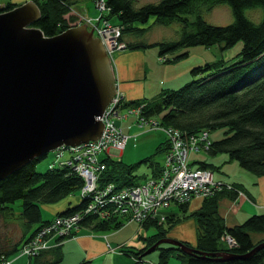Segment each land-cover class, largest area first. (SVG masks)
<instances>
[{"label":"trees","instance_id":"obj_1","mask_svg":"<svg viewBox=\"0 0 264 264\" xmlns=\"http://www.w3.org/2000/svg\"><path fill=\"white\" fill-rule=\"evenodd\" d=\"M33 1L40 14L31 25L39 27L45 35H52L72 24L64 17L72 0ZM2 2L7 9L16 4L9 0ZM135 2L136 0H104L107 10L101 15L110 23L118 25L117 39L122 41V49H137L147 45L136 37L125 38L124 33H133V35L141 33L147 27L142 23L150 16L153 17L151 22L168 24L170 21H176L180 27L177 38L153 42L159 49L158 56H163L162 59L176 60L186 51L175 53L169 59L164 57L163 52L195 43L211 45L215 42L221 47L220 49H223L239 40L241 47L237 50L238 57L231 61L222 62V59H217L212 63L192 65L189 68L191 77L187 81L171 88L160 87L154 100H148L143 96L129 100L121 97L120 107L142 102L139 114L145 118L152 117L160 125L170 126L183 134L196 133L201 129L208 132V129L219 128L221 132L216 138H209V132L207 133L210 143L206 147L200 146L197 150L189 152L203 150L211 155L224 152L226 160L234 159L239 167L248 172L264 174V0H152L139 4ZM220 2L228 4L232 14L230 21L221 25L209 23L199 13L200 6L210 9L212 5ZM253 6H259L262 14L258 20L252 21L243 13V9ZM189 13L194 17L189 18L187 16ZM109 16L117 20L111 21ZM152 129L163 132L160 128ZM166 145H168L167 138L164 137L154 146L151 153L143 155L132 163H124L121 158L109 157V155L99 157L103 167L98 171L96 182L101 185L110 181L117 187L133 185L145 175L142 172H133L138 161L151 165L149 173L154 176L161 166L160 162L152 159V156L155 152L163 154ZM42 156L31 158L16 170L0 178V216L7 222L16 221L19 226L17 233H13L14 237L6 236L3 245L0 244V264L7 263L14 254H19L20 245L30 239L35 230L44 223H50L55 216L78 212L75 224L66 234L51 235V237L45 235L50 246L31 252L30 255L20 253L32 257V262L35 264H60L59 243L62 239L72 236L79 226L92 230L104 231L110 228L114 230L125 221L134 220V218L128 219L126 212L116 211L103 218L92 212H84L83 207L88 202V197L78 196V189L83 181L81 176L66 163L52 162L46 164L43 169L36 170L35 164ZM188 163L195 168L211 169L210 166L213 165L199 158L191 162L188 158ZM222 181L224 182L220 183L221 185L211 187L208 193L201 196L199 205L188 212L187 200L190 197L181 201L171 200L178 208L164 213L163 220L154 218L137 220L139 225L145 227L151 224L154 231L146 236L139 235L144 242L136 249H131V253L128 249L121 248L122 252L134 257L130 264L140 263V259L145 255L143 254L145 247L147 248L158 237H167L166 232L176 221L188 217H193L196 240L193 244L182 241L199 251L211 253L227 250L231 253L243 254L253 247V244L263 241L264 213L248 214L241 222L231 226L223 222L222 216L217 211L218 200L222 196L234 197L239 192V184L230 180ZM71 195L75 201L72 202L68 198L67 203L51 213L50 217L41 216V205L59 202ZM15 200L19 201L16 212L13 211L12 205ZM222 232L233 237L234 243L231 246L220 240ZM253 234H262V236L254 239ZM53 238H55L54 243ZM154 248L158 250L154 264H165L166 257L170 253L178 257L180 260L178 264H264V244L244 258L222 259L212 255L199 256V253L195 252L189 254L166 242H159ZM48 253L53 257H46L37 263L38 256Z\"/></svg>","mask_w":264,"mask_h":264},{"label":"water","instance_id":"obj_2","mask_svg":"<svg viewBox=\"0 0 264 264\" xmlns=\"http://www.w3.org/2000/svg\"><path fill=\"white\" fill-rule=\"evenodd\" d=\"M4 5L0 1V178L49 149L97 139L99 117L116 85L103 41L86 23L45 35L31 25L40 14L33 0ZM159 242L221 259L244 258L264 244L260 240L243 254L208 253L162 236L143 254Z\"/></svg>","mask_w":264,"mask_h":264},{"label":"built area","instance_id":"obj_3","mask_svg":"<svg viewBox=\"0 0 264 264\" xmlns=\"http://www.w3.org/2000/svg\"><path fill=\"white\" fill-rule=\"evenodd\" d=\"M93 5L97 10L93 17L79 14L75 21L84 22L92 28V31L103 41L104 49L110 57L114 50L123 46L122 41L117 39L119 27L101 15L107 10L104 0H93ZM116 85L114 95L99 117L103 126L99 137L82 142L78 146L66 147L61 145L58 147L60 150L57 148L55 149L57 151L54 152L59 163L69 164L82 177L83 181L78 189V196L80 198L81 196L88 197V202L83 207L84 212H92L103 218L119 211L120 213L126 212L128 219L142 220L147 216L161 220L164 214L162 215L157 210L158 207L166 205L171 200L181 201L191 196H204L211 187H217L224 182L214 178L211 169L208 167L195 168L188 163L189 151H195L200 146L206 147L210 143L206 130L201 129L196 133L183 134L170 126L160 125L154 118H145L139 114L142 102L120 107L119 102L123 93L117 89ZM121 110L124 114L132 115L135 122L140 125L143 124L151 129L160 128L165 134L164 137L167 138L168 145L164 157L161 158V167L154 176H147L144 180L123 187L114 186L110 181L100 185L96 183L95 178L98 171L103 167V162L100 161L97 153L109 147L121 149L128 137L115 123L114 117L118 116ZM77 218L78 212L71 215L55 216L50 223H44L43 226L35 230L30 239L20 245L19 254L30 255L31 252L50 246L47 236L66 234L75 224ZM220 238L227 245L231 246L234 243L233 237L225 232L220 234ZM78 264L90 263L81 262Z\"/></svg>","mask_w":264,"mask_h":264},{"label":"rangeland","instance_id":"obj_4","mask_svg":"<svg viewBox=\"0 0 264 264\" xmlns=\"http://www.w3.org/2000/svg\"><path fill=\"white\" fill-rule=\"evenodd\" d=\"M145 1H152V0H136L135 4L143 3ZM200 7L201 8H199V13L209 23L211 22V23H216V24L221 25V23H226L230 21L231 19L232 14H230L227 3H222V2H220V4L216 3L215 5H212L210 9L203 8V6H200ZM80 13H76V16H78ZM243 13H245V15L248 18L252 19V21L258 20L262 14L261 8L259 6H253L252 8L245 7L243 9ZM81 15H84V14L81 13ZM187 16L189 18L194 17L192 13H189ZM65 18L67 19V22L69 23L75 22L73 21V19L71 20L69 17H65ZM109 19L114 22L117 20L113 16L112 17L109 16ZM152 19L153 17L150 16L149 19H147V21L142 23V25H145L147 27H145V30H143L141 33L136 34V35L134 34L135 36L133 35V33L132 34L124 33L125 38L136 37V39L142 40V42L147 43V45L143 47L144 56L142 60L145 61V65H146L145 71L147 72L143 76L144 89H143L142 96L148 100L150 99L154 100L157 98V94L159 93L160 87H170L171 88V87L180 85L184 81H187L191 77L189 74V70H190L189 68H191L192 65L202 64L203 62L212 63L213 61L217 59H222V62H228L238 57L237 50L239 49V47H241L239 40L235 41L229 47H225L223 49H220L221 47L218 46V44L215 42L211 43V45L210 44L200 45V43H195V44H190L186 46H181L180 48L176 47L173 50L164 51L163 52L164 57H167L169 59L172 55L178 52L180 53V51L182 50H185L186 53L180 56V58H177L176 60L169 61V60L162 59L163 56L162 57L158 56L159 49L157 45L153 42L158 41V40H168L169 41V39L177 38L178 29L180 27H178V24L176 21H170L167 24V23L151 22ZM121 49L122 48H120L119 50ZM116 51L117 50H115V52ZM110 62H111V54H110ZM139 62L140 61L136 63L137 67L139 66ZM140 79H142V76ZM124 98L127 99L126 97ZM130 116L129 118H131ZM117 117H119V115L114 118H117ZM132 118L134 119V117ZM134 123L136 126L135 128L139 129L142 132L141 133L139 132L138 134L134 133V135L131 134V136L128 137V139L126 138L127 140L125 141L123 149H115L117 151L121 150V154H119V157H121L120 160L123 161L124 163H130V162L132 163L133 161H136L139 158H142L143 155L151 153L153 151V147L150 144V140H152V137L156 135L157 131L161 132L158 129L151 130L150 128H148L147 126H144L143 124L140 125L137 122H135V119H134ZM208 132H209L208 133L209 138H214V137L216 138V136H218L221 131L219 128H215V129L213 128V129H208ZM59 146H57V148ZM57 148L55 147L53 149H49L47 152L43 154V156L35 164L36 170L43 169L46 164L49 165L52 162L57 163V164L59 163L58 160H56V157L54 155V152H56L57 150H60V148L58 149ZM55 149L57 150L55 151ZM103 151L98 153V155H100ZM164 152L163 154L162 152H155L152 156V159H154L156 162H161V158L164 157ZM197 152L199 153L195 155V158L204 159L205 161H208L211 164H213L210 167L213 171L214 176L220 177L221 179H224V180L227 179L228 171H231L232 167L237 166L238 164L234 159H230L228 162L222 161V159H226L225 157L226 153L224 152H219L214 155L205 153V151L203 150H200ZM195 153L192 152V155H194ZM188 156H190V152ZM112 157H114V155H112ZM195 158L193 159L190 158L189 162H191L192 160H196ZM150 168H151V165L147 164V162L138 161L135 164V168H133V172L135 173L142 172V174L145 173V175L142 178L144 180V178H146L147 176H150V173H149ZM95 179L96 181H98L97 175ZM142 179H140V181ZM18 203H19L18 200L17 201L15 200L12 203L14 207L13 209L14 212H16L15 211L16 208L17 209L19 208ZM47 206L48 204L46 205V207ZM158 208L159 209L157 210L161 212L163 215L164 213L166 214L167 211H171L170 208H172L174 211L178 207L175 206L174 202L169 201L166 203V205L160 206ZM186 210L187 212L189 211L188 209ZM40 214L42 217L43 216L50 217L51 213L49 214L48 210L45 209L43 205H41ZM163 217L161 218V220H163ZM145 219H149V217L145 216L144 220ZM142 220H139V221H142ZM136 221L137 220L125 221L124 223H122V225L119 226V228H116V230L114 229L115 231L112 228L106 229V232L112 231V230L114 231L111 234V237L110 238L108 237V240L111 243L115 244L120 240H123V239L125 240L126 238L127 240H125L124 242L125 244L122 246V248L128 249L129 252L131 249H134V248L136 249V246L140 245L141 244L140 242H142L138 239L139 235L146 236V234H149L152 231H154L153 230L154 227L151 224H148L145 227V226L139 225ZM17 225L18 224L16 221L9 220L7 222L5 219H3V217L0 216V244L3 245L4 238H6V236L14 237L13 235L17 233L18 231L19 226ZM194 228H195V225H194ZM195 229H194V232H195ZM107 247H108V250L110 251L114 249L112 246H107ZM65 251L68 253L69 257L73 258L75 256L74 253H72L71 247H67ZM157 253H158V250L156 248H153L149 252L145 253L144 258L142 257L141 259H145L146 261L151 262L150 264H154L156 263L155 259H156ZM112 256L116 264H129L130 262L129 253L125 254V252H121V250H119L118 247H116V250ZM170 260H175L177 261V263H179L180 261L178 260V257L175 256L173 253L172 254L170 253L167 255L165 264H169V262H171ZM81 262L84 263V262H89V261L84 259L78 263H81Z\"/></svg>","mask_w":264,"mask_h":264},{"label":"crops","instance_id":"obj_5","mask_svg":"<svg viewBox=\"0 0 264 264\" xmlns=\"http://www.w3.org/2000/svg\"><path fill=\"white\" fill-rule=\"evenodd\" d=\"M9 1L18 3L23 0ZM96 11L95 6L93 5V0H72L67 12L64 13V17H69L71 20L73 19V21H75L76 13L81 12L84 15L93 17L96 14ZM114 52L113 55L111 54V65L117 89L123 93V98L126 97L128 100L132 98H140V96L142 97L144 89L143 76L147 72L145 71V61L142 60L144 56L143 48L127 50L118 49L115 53ZM138 61L140 62L137 67L136 63ZM141 76L142 79H140ZM119 115V117L115 118V123L120 126L122 132L128 135V137H130L131 134L134 135V133L138 134L139 132H142L135 128L136 126L132 115L130 116L131 118H129V115L124 114L122 110ZM163 138V132L161 133L157 131L156 135H154L152 140H150L151 146L154 148V146H156L159 141L163 140ZM123 147H121V149H123ZM198 153L199 152H196L192 155V152H190V156H188L189 161L190 158H195V155ZM119 154H121V150L117 151L113 147H109L103 151L99 157L103 155H109V157H112V155H114V158H121L119 157ZM222 161L228 162L229 159H222ZM213 177L221 179L220 177H215L214 175ZM226 180L234 181L239 184V193L237 192L234 197L229 198L222 196L218 200L217 211L218 214L222 216L221 218L226 225L231 226V224L239 221L241 222L245 216L251 213H264V174H254L253 172H248V170H245L237 165L233 166L231 171H228ZM68 198L72 202L75 201V198L71 195L70 197L68 196L67 198L61 199L59 202L57 201L52 204H48L47 207V204H44L43 207L48 210L49 214L53 213L55 210L63 207L67 203L66 199ZM187 201V209L190 210L199 205L200 197H190ZM170 210L173 211L172 208H170ZM169 229L170 230L166 232V235L170 237L181 239L188 242V244H193L196 240L193 217L178 220ZM114 231L112 230L106 232V230H92L84 226H79L74 231L72 236L62 239V242L59 243V255L61 256L60 264H77L84 259L88 260L90 264H116L112 255L115 252L116 247L121 250L122 246L125 244V240L127 239L125 238V240H120L115 244L111 243L108 240V237L110 238ZM253 236L255 239L262 236V234H253ZM138 239L142 242H140L141 244L136 247L141 246L144 242L141 238ZM54 241L55 238H53V242ZM107 246H112L114 249L110 251ZM67 247H71L72 253L75 255L73 258L69 257L68 253L65 251ZM47 255L43 254V256H38L39 258H37V263H40L41 260H44L46 257H53L50 253ZM31 258L32 257H27L23 254H17L13 255L5 264H35L32 262ZM133 259L134 257L130 255V262L133 261ZM170 261L171 262H169V264H178L175 260Z\"/></svg>","mask_w":264,"mask_h":264}]
</instances>
